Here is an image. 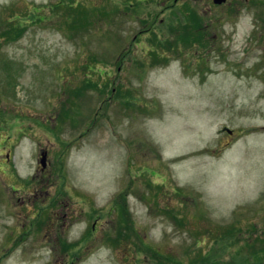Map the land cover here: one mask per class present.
Returning a JSON list of instances; mask_svg holds the SVG:
<instances>
[{
	"label": "rangeland",
	"instance_id": "1",
	"mask_svg": "<svg viewBox=\"0 0 264 264\" xmlns=\"http://www.w3.org/2000/svg\"><path fill=\"white\" fill-rule=\"evenodd\" d=\"M230 1L0 0V264H264V0Z\"/></svg>",
	"mask_w": 264,
	"mask_h": 264
},
{
	"label": "trees",
	"instance_id": "2",
	"mask_svg": "<svg viewBox=\"0 0 264 264\" xmlns=\"http://www.w3.org/2000/svg\"><path fill=\"white\" fill-rule=\"evenodd\" d=\"M71 1H73V0H71ZM78 6H80V8H81V10H82V5H77V3H75V2H71V3H65L64 1H58L55 5H54V7H52V9H54L55 8V10H61L63 13L64 12H68L69 14H72V12H73V8H76V7H78ZM53 12H54V10H53ZM88 20V18L86 19V21ZM64 21H67V20H64ZM193 24L195 25L196 24V21L195 22H193ZM178 35V34H177ZM187 37H185V38H183V39H181V38H179L178 36H177V41H180V42H184V39H186ZM200 38H203L201 35H200ZM195 41V43H197L198 45H200V47H202L203 46V43H201V41H202V39L200 40V41H198V40H191V42H194ZM189 42V41H188ZM0 131H2V128H1V130ZM164 211H165V214L166 215H169V216H171V214L169 213V211L167 210V209H164ZM139 242V241H138ZM140 243V242H139ZM141 245H142V243H140ZM143 247V246H142ZM144 248V247H143ZM145 249V248H144ZM153 249V248H152ZM149 250H151V249H149ZM263 250V248L262 249H260L259 251H257L256 253H255V255L257 256V258L259 259V255H260V252ZM156 258H159V259H163V260H166L165 259V257H162V256H157ZM206 258V257H205ZM262 259L264 260V256L262 257ZM246 261V260H245ZM259 261H260V259H259ZM159 262H161V261H159ZM178 262H179V264H187V263H184V262H182V261H179L178 260ZM248 264V263H247Z\"/></svg>",
	"mask_w": 264,
	"mask_h": 264
},
{
	"label": "flooded vegetation",
	"instance_id": "3",
	"mask_svg": "<svg viewBox=\"0 0 264 264\" xmlns=\"http://www.w3.org/2000/svg\"><path fill=\"white\" fill-rule=\"evenodd\" d=\"M210 1H212V0H209V3H210ZM207 2H208V0H207ZM230 2H231L230 0H226V2H225L224 4H222V6H223V5H228ZM212 3H213V2H212ZM232 3L241 5V0H233ZM210 7H211V6H210ZM210 7H209V9H210ZM64 223H65V219H63V221H62V227H63V224H64ZM59 232H63V230H62V231L59 230Z\"/></svg>",
	"mask_w": 264,
	"mask_h": 264
},
{
	"label": "water",
	"instance_id": "4",
	"mask_svg": "<svg viewBox=\"0 0 264 264\" xmlns=\"http://www.w3.org/2000/svg\"><path fill=\"white\" fill-rule=\"evenodd\" d=\"M221 0H215V2H220Z\"/></svg>",
	"mask_w": 264,
	"mask_h": 264
}]
</instances>
